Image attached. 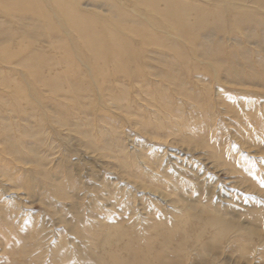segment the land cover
Instances as JSON below:
<instances>
[{
	"label": "rangeland",
	"instance_id": "1",
	"mask_svg": "<svg viewBox=\"0 0 264 264\" xmlns=\"http://www.w3.org/2000/svg\"><path fill=\"white\" fill-rule=\"evenodd\" d=\"M208 29L202 44L158 31L185 54L149 46L144 72L115 77L64 112L39 85L46 123L25 100L14 104L21 65L0 63V264L98 260L99 235L120 236L119 245L166 234L185 211L196 226L216 217L235 225L202 264H264V21ZM217 44L235 59L212 56ZM54 48L45 37L29 51L43 56L46 78L65 75ZM191 255L185 264H196Z\"/></svg>",
	"mask_w": 264,
	"mask_h": 264
},
{
	"label": "bare ground",
	"instance_id": "2",
	"mask_svg": "<svg viewBox=\"0 0 264 264\" xmlns=\"http://www.w3.org/2000/svg\"><path fill=\"white\" fill-rule=\"evenodd\" d=\"M255 19L264 21V0H0V63L16 61L21 65L19 79L14 82L15 88L22 89L12 94L14 104L25 100L40 111L46 123L48 115L39 85L50 87V95L64 112L105 82L144 72L143 51L149 46L160 48L164 43L163 47L175 55L185 54L183 45L169 42L165 35L158 34L160 30L202 44L203 32L213 24L227 33ZM45 37L61 52L56 64L64 66L65 75L46 78L43 74L48 65L43 56L29 52ZM210 50L212 56L232 54L218 44ZM232 57L235 59V55L231 61ZM189 66L193 68L194 64L189 62ZM226 67L234 70L231 64ZM64 82L69 87L61 93ZM60 96L67 100L71 96L69 102L73 104H63ZM190 219L185 211L176 224L167 225L166 234L153 231L149 236L133 235L119 245L120 236L99 235L105 244L97 238L96 246L104 250L103 256L86 262L80 257L76 263L185 264L183 259L192 254L195 263L202 264L199 256L210 254L235 225L216 217L196 226ZM180 226L184 229L177 231ZM210 230L215 236L211 240L203 238ZM173 235H177L176 243L169 250ZM158 236L161 239L156 240Z\"/></svg>",
	"mask_w": 264,
	"mask_h": 264
}]
</instances>
